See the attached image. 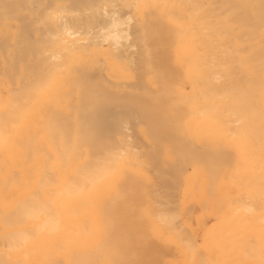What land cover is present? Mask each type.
Masks as SVG:
<instances>
[{
  "label": "bare ground",
  "instance_id": "bare-ground-1",
  "mask_svg": "<svg viewBox=\"0 0 264 264\" xmlns=\"http://www.w3.org/2000/svg\"><path fill=\"white\" fill-rule=\"evenodd\" d=\"M65 1L0 0V264H205L163 208L188 166L231 207L208 262L264 264V0Z\"/></svg>",
  "mask_w": 264,
  "mask_h": 264
},
{
  "label": "rangeland",
  "instance_id": "rangeland-1",
  "mask_svg": "<svg viewBox=\"0 0 264 264\" xmlns=\"http://www.w3.org/2000/svg\"><path fill=\"white\" fill-rule=\"evenodd\" d=\"M36 4H38V3H35L33 6H31L32 7V9H35V8H38L37 6L38 5H36ZM64 5L66 6V7H69L70 5H71V3H70V1H65L64 2ZM116 7H118L119 8V6H115V8ZM114 7L113 8H108V11L110 10V11H112L113 9H115ZM117 8V9H118ZM117 9L115 10V12L117 11ZM121 9V8H120ZM36 10H38V9H35V11ZM107 10V9H106ZM119 11V10H118ZM122 11H124V12H122ZM122 11H120V13L117 15V16H122V14L123 13H126L127 11H129V12H127V13H131L130 11L131 10H128V9H126V11H125V9H122ZM114 12V11H113ZM128 15V14H127ZM127 15H123L122 17L124 18V16H126L127 17V20L126 21H128V19L130 20V18H132L133 16H131V15H133V14H130L129 16H130V18H129V16H127ZM126 17H125V19H126ZM108 17H107V15L104 17V19H107ZM134 18V17H133ZM124 19V20H125ZM132 21H134L133 19H132ZM129 22H131V20L130 21H128V23ZM132 23V22H131ZM135 23H133V25H134ZM130 25H131V28H132V24H128V27H129V29L127 28V25L125 26V28H126V30H130L131 32H129V34L131 33L132 35L131 36H129L130 37V43L133 45L134 44V42H135V40H134V33L132 32L133 30H134V28H135V25L133 26L134 28H132L133 30H131V28H130ZM136 29V28H135ZM96 30H94V32L93 33H95L96 34V32H95ZM92 37H93V35H91ZM129 37H128V39H129ZM89 38V37H88ZM97 41H98V39H96ZM100 41V40H99ZM123 41V43H125L124 44V50H126L125 48H126V43L128 42L129 43V40H127V39H123L122 40ZM126 41V42H125ZM123 43L121 42L120 44H122L123 45ZM129 43V44H130ZM128 45V44H127ZM130 46V45H129ZM129 46H127V51H128V57L131 55V59H133V57H137V55H138V52H139V48L138 49H136V48H132V47H129ZM122 47H121V45H119V49L121 48L122 49ZM132 48V49H131ZM120 49V50H121ZM123 50V49H122ZM132 50H137L136 52H137V55H136V52H135V55L136 56H132V53H133V51ZM115 52H118V50L117 51H115ZM129 52H131V54H129ZM130 59V60H131ZM129 60V62L131 63L132 61H130ZM134 60V59H133ZM135 61V60H134ZM132 64V63H131ZM114 113H117V110H116V112H114ZM236 118V116H232V118L235 120V118ZM231 118V119H232ZM238 118V117H237ZM233 119H232V121H233ZM239 119V118H238ZM238 119H237V121H238ZM232 121H231V124L234 126V124L236 125L238 122H240V120L236 123V122H234V124L232 123ZM129 122V121H128ZM125 123L123 126V131H122V134H124L123 136L126 138V136H128L127 138H126V140L128 139L129 141H133V139H135V142L133 143V142H131L133 145H136L137 143V141H139L141 144H137V145H139V146H143V148L141 149L140 147V150L142 151V152H146V151H148L149 150V148H146V147H150V144L146 141V139H145V137L141 134V132H140V129L143 127H145V125L144 124H139V121L138 120H136V122L134 121V123L132 122V121H130L129 123ZM142 122V121H141ZM140 122V123H141ZM143 123V122H142ZM230 123V122H229ZM239 124V123H238ZM240 125V124H239ZM139 126V127H138ZM232 126V127H233ZM238 126V125H237ZM237 126H234V127H236L237 128ZM241 126V125H240ZM132 127V128H131ZM135 127L138 129L137 131H135L136 129H135ZM233 127V128H234ZM135 129V130H134ZM124 131H126V132H124ZM135 131V132H134ZM129 132V133H128ZM138 132H140V134L142 135H140L139 136V133ZM182 133L184 134V135H182ZM235 133V132H234ZM121 134V135H122ZM191 133H188V132H185L184 130L180 133V136L181 137H185L186 136V138L189 140V143H191V144H193V146H194V148H195V146L197 147L196 149H197V151L198 150H202V148L203 147H205V145L206 144H208L207 142V140H204V141H201V140H198V139H196L194 136H193V134L192 135H190ZM123 137V138H124ZM143 137V138H142ZM118 138H119V140H121L122 139V136H118ZM124 138V139H125ZM124 139H122V140H124ZM143 141H142V140ZM127 140V141H128ZM137 140V141H136ZM191 140V141H190ZM193 140H194V143H192L193 142ZM146 141V142H145ZM201 141V142H200ZM207 141V142H206ZM138 142V143H139ZM199 142H200V144H199ZM202 142H203V144H202ZM210 142V141H209ZM214 143H216L215 141H214ZM213 143V144H214ZM148 145V146H145V145ZM202 144V146H200ZM199 145V146H198ZM137 147V146H136ZM145 147V148H144ZM202 147V148H201ZM139 148H137V149H139ZM198 148H200V149H198ZM230 148V149H229ZM231 148H233L232 146H228L227 147V150L230 152V154L231 155H233L234 157H237V155H238V150H236V149H231ZM195 149V150H196ZM138 151V152H141V151ZM145 150V151H144ZM187 168H188V170L189 171H187ZM186 168V170H185V172L186 173H184L183 174V176L182 177H179V180L181 179V183H180V187H179V190L177 191L176 190V192L173 194V196L171 197V203L169 202V204L168 203H166L167 204V206H166V204H164V206L165 207H163L164 209L167 207V209L169 210V211H171L172 212V209H173V212L174 213H176L177 212V215H179V218L177 217L176 219H175V222H176V220H177V222H176V225H177V227H179V230L181 231V229L185 232V231H187V232H185L187 235L186 236H188V237H186V238H189L190 237V239H192V241L193 242H195L196 243V245H197V247L200 249V251H201V256H203L204 255V257H202V258H204L203 260H204V262L203 263H205V264H208L209 262H208V260H209V250L208 249H206V244H207V242H208V237L210 236H207V233L209 232V230L213 227V226H218V225H221L220 224V219H218V217H216L212 212H211V210H209V207L211 208V207H215L214 206V204H213V201H218V202H220V200H221V202L222 203H218V206H216L217 207V209H216V211H219L220 212V210H221V208L220 207H225L224 209H223V211H221L219 214L221 215V216H223V214H225L226 212H230V210H231V207H230V203L229 202H225V200H223V199H225V198H223L222 196H223V190H221V186H222V184H221V186H220V189H219V192L218 191H215L214 193H215V195L212 197V198H214L213 200L211 199L210 200V202H211V204H210V202H208L207 201V199H206V202H208V203H204V201L202 200V197H201V193H202V191L204 190V187H205V183H204V179H203V177H186V176H190V175H192L193 173H194V167L192 168V166H188ZM200 180V181H199ZM186 181H187V183L189 182V185L193 182H197V181H199V184H197L196 186H198V187H196L197 189H196V193H195V197L194 198H192V196L191 195H184V191L186 190ZM204 183V184H203ZM201 187V188H200ZM243 187V186H242ZM223 189V188H222ZM156 192H157V190L161 193V192H163L164 191V189H163V191H161L162 190V187L160 188V186H158L156 189ZM159 192H157V193H159ZM216 192H217V194H216ZM220 193H222V194H220ZM235 193H236V195H235ZM239 193H240V195H239ZM179 194V195H178ZM197 194V195H196ZM233 194L235 195H233L232 196V200L233 199H235L234 197H236V198H238V200L240 201V199H242V198H240L239 199V197H241V192H236V191H234L233 192ZM245 194V193H244ZM244 194H243V196H244ZM187 196H190V197H187ZM245 198L248 200V198L250 199V196L248 197V195H246L245 194ZM179 197V198H178ZM185 197L188 199H185ZM201 197V198H200ZM248 197V198H247ZM221 198V199H220ZM245 198L244 199H242V200H245ZM223 200V201H222ZM236 200V199H235ZM234 200V201H235ZM237 200V201H238ZM240 201L241 203H238V204H236L235 203V205H233L232 207L233 208H235V209H237V208H240V207H242V202L243 201ZM252 200V199H251ZM251 200H248L250 203H251ZM199 201H201L203 204H206L207 205V208L206 209H204V211H206V212H204L203 211V206H205L206 207V205H201V202L198 204V202ZM233 201V202H234ZM238 201V202H239ZM253 201V200H252ZM186 202H188L187 204H185ZM191 203V206H190V208H188L189 207V205H190V203ZM228 203V204H227ZM253 203V202H252ZM173 204V205H172ZM175 204H176V206H175ZM220 204V205H219ZM247 205V202L245 203V201H244V205ZM249 204V203H248ZM211 205V206H210ZM244 205H243V207H244ZM253 205H255V203L253 204ZM252 205V206H253ZM200 207H203V208H200ZM220 208V210H219V208ZM188 209H190V210H188V211H190L189 213H185V212H187V210ZM242 209V208H241ZM241 209H237V211L238 212H240L241 211ZM228 210V211H227ZM184 211V212H183ZM198 211V212H197ZM209 211L212 213V214H210V217H207V216H209L208 214H209ZM179 212V213H178ZM205 213V214H204ZM206 213H207V216H206V218H204L205 216L204 215H206ZM189 215V216H188ZM192 216H193V218H192ZM202 216V217H201ZM213 216H215L216 217V219L215 218H213ZM200 217H201V219H200ZM184 218H186V219H184ZM189 218V219H188ZM199 219V220H198ZM210 219V220H209ZM212 219V220H211ZM217 220V221H216ZM180 221H181V223H180ZM193 221V222H192ZM204 223H203V222ZM187 222H189L188 224H187ZM180 224V225H179ZM179 225V226H178ZM200 227H199V226ZM182 226H183V228H182ZM189 226H190V228H189ZM198 227V228H197ZM205 227V228H204ZM202 228V229H201ZM223 228V229H222ZM220 230H219V235H215V236H213V237H210L209 238V244H211L212 242H219L220 240H221V236H222V234H223V232H224V225H223V227H222ZM185 229V230H184ZM195 229V230H194ZM197 230H201L200 232L199 231H197ZM203 231V232H202ZM213 232H217V230H214ZM206 233V235L204 236V234ZM182 234H184L183 232H182ZM191 234V235H190ZM202 234V235H201ZM198 236H199V238H198ZM201 236V237H200ZM184 237H185V235H184ZM202 237H204V238H202ZM215 237V238H214ZM201 238V239H200ZM210 239H212V240H210ZM219 239V240H218ZM251 239H254V238H251ZM197 240V241H196ZM206 240V241H205ZM199 242V244H197ZM175 250L176 249H174V251L172 252V250H169V251H167V254H166V256H167V259L168 260H170V258H172V260H174V258H176L175 260H178V259H180V260H178L181 264H195L194 263V261H192L193 259H190V258H186V255L184 256L182 253H183V251H179V250H176L177 252H179V253H181V255L179 254V253H176L175 252ZM172 252V253H169V252ZM202 252H203V255H202ZM175 253V254H174ZM209 254V255H208ZM234 255H237V252L235 253H233ZM178 256H181L180 258L178 257ZM178 257V258H177ZM182 258V259H181ZM182 260V261H181ZM191 260V261H190ZM184 261V262H183ZM187 262V263H186ZM214 264H216L217 262H215V261H212ZM209 263V264H213V263ZM200 264H202V263H200ZM227 264H233V263H230V262H228ZM235 264V263H234Z\"/></svg>",
  "mask_w": 264,
  "mask_h": 264
}]
</instances>
